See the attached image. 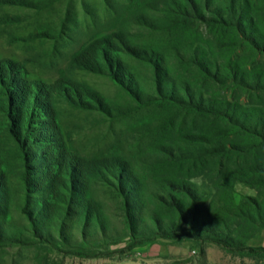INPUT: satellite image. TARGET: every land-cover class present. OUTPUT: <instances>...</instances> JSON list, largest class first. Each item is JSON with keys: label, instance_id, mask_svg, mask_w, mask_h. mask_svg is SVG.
<instances>
[{"label": "rangeland", "instance_id": "obj_1", "mask_svg": "<svg viewBox=\"0 0 264 264\" xmlns=\"http://www.w3.org/2000/svg\"><path fill=\"white\" fill-rule=\"evenodd\" d=\"M227 1L0 0V264H264V229L240 247L233 220L246 223L218 209L227 187L213 186L229 167L234 203L261 202L264 224V173L247 170L250 152L205 151L216 127L224 145L249 139L150 103L159 77L264 109V0H237L248 32ZM175 174H196L186 222L168 194ZM199 220L225 241L198 235Z\"/></svg>", "mask_w": 264, "mask_h": 264}, {"label": "trees", "instance_id": "obj_2", "mask_svg": "<svg viewBox=\"0 0 264 264\" xmlns=\"http://www.w3.org/2000/svg\"><path fill=\"white\" fill-rule=\"evenodd\" d=\"M191 2V1H190ZM192 3L194 4V10L199 12L201 10V3L202 0H192ZM196 3V4H195ZM237 0H229L226 2L227 6V13L231 17L232 20H235L236 22V28L238 30V26L241 28V31H249L250 24L247 23V17L244 16L245 12L242 7V5H238ZM240 4V3H239ZM191 5V4H190ZM185 6L186 8H189V5H187V0H185ZM192 7V5L190 6ZM219 9L224 10L221 8V6H218ZM222 18V15H220ZM137 52H147L146 50L137 51ZM140 56H137L138 58L149 62L150 64H153L154 71L157 72L158 64L156 60H149L145 58L144 54H139ZM124 75V74H123ZM156 92L162 98L161 102H150L151 104H162V105H171L175 106L181 109H184L185 111L192 113L194 115H199L201 117H214L215 121L220 125L222 122H226L229 124V130L232 131L236 130L237 133L240 132L241 135L246 136L250 143L245 144L242 147H237L235 144H233L231 141H229L226 145L222 144L219 141L220 138V131L222 130L220 127H216L214 131V135L216 136L214 140H212L209 145V148L205 151L208 152L207 154L209 156H215L219 157L222 156L225 151L233 152V151H239L240 153L250 152L253 154V164H248L246 167L247 170L252 173H257L258 171L264 173V157L261 156L262 150L261 146H263V140H264V109L258 106H249V105H243L239 104L238 102L227 100V99H221L216 98L213 96H203V93L199 91H195L192 87L189 86H182L176 87L169 82L165 78H159L157 77L156 81ZM135 93L137 99L142 100V97L146 98L148 97V94H146L143 91V94H141L137 88H135ZM219 128V129H218ZM195 131V130H194ZM227 131V132H228ZM196 132H189L190 134L185 136L191 140L194 141V143L201 142L202 139H204L202 133H200V130ZM225 132V134H227ZM220 135V136H219ZM253 137L259 138L260 140H253ZM179 139V138H178ZM247 145V146H246ZM177 153L170 151L168 155H166V158L168 160H174L177 159ZM202 155V154H201ZM221 168L218 167V170L216 171L217 175H219L220 179L222 180L225 177V183H221L220 180L213 183L214 188L222 189V186L227 187V191L220 190L218 193H223L226 195V199L222 203V207H219L218 209L221 211L226 206H231L241 212V218L244 219L246 224H241L240 222H237L236 220H233V225L237 227L239 225L238 230H234V234L238 236L239 238V246L242 247V244L249 239L251 236H253L255 233L258 232L259 229H264V224L261 223V218L259 216L260 209L261 208V202H258L253 197H247L246 199L249 200L248 202H239L238 204H235L231 195L232 192V180L233 176L229 174L232 170L229 169L227 166H223L222 163H220ZM254 165V166H252ZM88 171H86V174ZM207 174L206 177H211ZM196 175V174H195ZM192 175V176H195ZM206 175V174H204ZM92 174H88V177H91ZM191 175H183V174H175L174 180L176 182H171L168 186L171 187L173 190L172 192H168L170 198H172L173 204H177V208L179 212L181 213V219L185 222L188 220L187 211L184 209L186 204V199L191 198L193 199L196 197L195 191L193 190V185L191 183H188L184 181V177H192ZM254 181H246L248 185H255L253 183ZM250 183V184H249ZM264 184V181L262 182ZM129 191L127 194L133 195L135 194L134 191H132L131 187L127 186ZM62 193V192H61ZM173 193V194H172ZM63 194V193H62ZM183 196V198H181ZM176 199H178V202H176ZM245 206H248V208H245ZM249 209V211H248ZM252 212H255L257 215V218L255 215H252ZM221 212H215L216 217ZM222 220V219H221ZM223 221V220H222ZM202 222V223H201ZM200 226L197 227V233L198 235H202L204 231L212 232V236H205V239H211L215 241H225L223 240L224 236L223 233L220 232L218 229H216L214 226L209 224L210 226L204 224L203 221H200ZM212 223V222H211ZM170 224L173 226V221L170 220ZM162 225L158 222V228L164 230L161 228ZM243 228V230L240 232V229ZM165 229H169L167 226ZM249 229V230H248ZM166 231V230H165ZM241 239V240H240Z\"/></svg>", "mask_w": 264, "mask_h": 264}]
</instances>
